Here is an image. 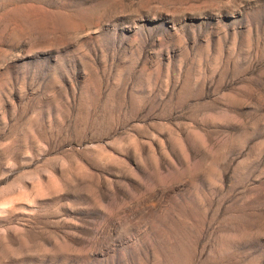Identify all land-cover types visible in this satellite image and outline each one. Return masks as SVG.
<instances>
[{
    "label": "rangeland",
    "instance_id": "1",
    "mask_svg": "<svg viewBox=\"0 0 264 264\" xmlns=\"http://www.w3.org/2000/svg\"><path fill=\"white\" fill-rule=\"evenodd\" d=\"M0 264H264V0H0Z\"/></svg>",
    "mask_w": 264,
    "mask_h": 264
}]
</instances>
